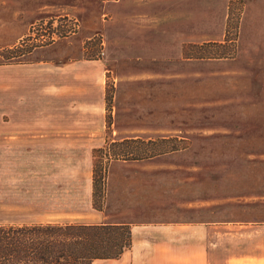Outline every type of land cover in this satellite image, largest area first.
Listing matches in <instances>:
<instances>
[{
	"label": "rangeland",
	"instance_id": "1",
	"mask_svg": "<svg viewBox=\"0 0 264 264\" xmlns=\"http://www.w3.org/2000/svg\"><path fill=\"white\" fill-rule=\"evenodd\" d=\"M252 221L264 0H0V223Z\"/></svg>",
	"mask_w": 264,
	"mask_h": 264
},
{
	"label": "trees",
	"instance_id": "2",
	"mask_svg": "<svg viewBox=\"0 0 264 264\" xmlns=\"http://www.w3.org/2000/svg\"><path fill=\"white\" fill-rule=\"evenodd\" d=\"M93 156V183L104 185L107 163L120 157L104 148ZM130 246L126 223H0V264H91L119 257Z\"/></svg>",
	"mask_w": 264,
	"mask_h": 264
},
{
	"label": "crops",
	"instance_id": "3",
	"mask_svg": "<svg viewBox=\"0 0 264 264\" xmlns=\"http://www.w3.org/2000/svg\"><path fill=\"white\" fill-rule=\"evenodd\" d=\"M199 232L198 248H193L191 231L185 227H132L131 246L106 260L110 264H264V221L208 223Z\"/></svg>",
	"mask_w": 264,
	"mask_h": 264
}]
</instances>
